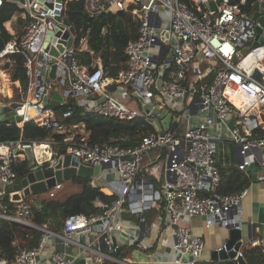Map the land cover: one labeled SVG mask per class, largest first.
<instances>
[{
	"label": "built area",
	"instance_id": "built-area-1",
	"mask_svg": "<svg viewBox=\"0 0 264 264\" xmlns=\"http://www.w3.org/2000/svg\"><path fill=\"white\" fill-rule=\"evenodd\" d=\"M12 1L23 8L27 22L18 39L6 42L0 58L23 50L30 79L26 94L19 100L5 99L8 94L0 84V105L18 101L20 105L13 111L22 116V121L15 124L22 127L24 122L32 121L46 125L60 137L41 141L0 139V221H16L41 230L36 245H18L12 258L0 256V264H41L49 234L78 248V253L47 250L49 264H72L81 255L92 261L106 258L135 264L115 255L114 235L139 233L140 237L151 231L152 226L145 225L141 234V215L151 208L161 210L156 217L157 231L172 238L171 256L159 263L194 264L199 260L204 240L188 225L195 216L203 217L207 227H241L239 206L248 186L239 192L218 191L221 172L215 154L218 143H233L237 147V167L247 172L250 165H259L262 171L258 178L264 180V133L260 132L264 130V40L253 45L258 41V17L264 15V6H259L254 17V5L264 0L251 4L248 0H190L189 4L181 0H80L88 17L126 10L138 22L137 36L125 45L126 65L116 77L108 75L101 63L90 68L76 61L74 50L85 44V37L58 57L45 51V36L54 34L59 27L54 12L56 0ZM260 35L264 36V26ZM251 54L256 62L251 66L242 64ZM41 55L57 64L59 79H38L39 67L46 69ZM210 72L211 78L205 79ZM51 81L61 86L64 98L74 96L85 112L124 120L143 115L153 130L135 146L89 144L84 136L68 132L52 107H40L41 94ZM113 82L141 95L142 107H131L110 93ZM158 98L186 101L181 110L188 117L181 130H163L155 123L163 108L157 106ZM71 113L72 109H67L61 115ZM232 114L236 119L229 129L227 122ZM216 125L227 129L229 135L213 133ZM37 146H41V153L36 151ZM26 147L32 152L31 164L49 168L61 149L85 164L108 163L107 168L115 170L117 177L109 179L106 188L117 197L110 203L95 199L102 208L100 212L67 215L60 231L33 223L30 215L32 207L37 206L34 198L8 201L11 204L3 199L16 183V165L27 159ZM95 180L91 178L89 183L96 186ZM61 187L62 182H56L49 192ZM124 212L136 217V222L124 219ZM237 241V248L225 243L215 248L226 253L234 251L233 257L225 259L229 264H239L238 258H244L247 249L259 248L264 253V236H241Z\"/></svg>",
	"mask_w": 264,
	"mask_h": 264
},
{
	"label": "trees",
	"instance_id": "trees-1",
	"mask_svg": "<svg viewBox=\"0 0 264 264\" xmlns=\"http://www.w3.org/2000/svg\"><path fill=\"white\" fill-rule=\"evenodd\" d=\"M181 1L190 3V0ZM253 1L248 0L250 4ZM62 2L61 13L74 27L76 42L81 37L86 38V47L77 46L74 50L76 61L91 68L92 64L100 59L106 73L116 77L119 69L126 65V43L137 36V20L126 10L107 11L96 17H88L82 9L80 0H62ZM23 12V8L11 0H4L0 6V51L6 42L14 38L6 28L5 22L17 15V24L24 26L27 22V16ZM2 60H5V63H0V68H7L11 81L19 82V86L14 87L15 92L11 98L14 100L21 99V95L26 94L30 79L25 65L26 54L20 49L5 53L0 58V62ZM211 76L212 72L204 78L209 80ZM49 106L55 110L59 123L68 128V132H73L77 136H84L89 144L109 143L122 147L135 146L144 134L153 130L143 115L128 120L103 116L83 111V108L75 100L64 103L51 100ZM67 109H72L71 115L62 117V112ZM181 112L172 109L173 119H176V123L179 124L177 131L181 129L180 119L177 118L180 117ZM260 132L264 133V130ZM49 137L58 139L60 135L53 128L32 121L24 122L22 127L15 123L9 124L0 121L1 140L41 141ZM231 145L228 142L218 143L215 154L216 163L221 172L218 191L223 193L239 192L249 186L251 182L249 175L239 169L234 160H231V155H233ZM15 169L17 180L11 188L19 189L20 179L29 170L28 159L21 160ZM90 179V176L76 175L70 180L79 187L78 191L62 197L57 194L55 197L37 198V206L32 207L30 215L32 222L37 225H44L50 230L60 231L64 218L69 214L84 213L89 215L100 212L102 208L95 204V199L98 198L103 203H110L117 195L103 191L101 189L103 185L92 186L89 183ZM11 188L10 190H12ZM148 212H145L146 219L149 217ZM16 230L33 236L32 243L28 246L36 245L41 235V230L36 227L16 221H0V256L8 259L13 257L16 248L20 245L15 239ZM244 259L246 264H264V253L259 248L247 249ZM194 264H229V262L225 260L216 262L199 260Z\"/></svg>",
	"mask_w": 264,
	"mask_h": 264
},
{
	"label": "crops",
	"instance_id": "crops-1",
	"mask_svg": "<svg viewBox=\"0 0 264 264\" xmlns=\"http://www.w3.org/2000/svg\"><path fill=\"white\" fill-rule=\"evenodd\" d=\"M16 21H17V15H14L10 20L5 22L6 28L14 36V38L11 40L18 39L24 30L25 25L20 26L17 24ZM82 47L83 48L86 47V40H85V44ZM96 63H101V60L97 59L95 63L93 64H96ZM125 64H126V61H125ZM5 71L8 72V69ZM10 82H11V85H13V88L19 86L18 81L12 82L10 80ZM2 83L3 85H5L7 84V81L5 82L4 80ZM51 85L56 91L61 92V86L57 85L55 81H51ZM109 89H110L109 91L110 93L118 96L120 100H124L125 102L130 103L131 107H139V108L142 107L141 105L142 103L135 96L134 94L135 91L133 89L125 88L121 86L120 84H117L114 82L110 85ZM10 91H13V90H10ZM24 95L25 94L21 95V98L24 97ZM5 99L14 100L9 96L5 97ZM156 100H157V106L161 105L163 106V108L166 107L168 109L167 112H165L168 114L164 115L161 119H159L160 124H161L160 128L163 130L170 128V129L177 131L178 129L177 126L179 124L176 123V119H173V114L169 115V111L173 109L177 111H182L180 114V117H177L178 119H180V125H181L180 127L182 129L183 126L186 124L187 117H188V115H186L185 112L181 110L183 107V104L184 105L186 104V101L178 100V99H167L165 101V99H159V98ZM161 120L166 121L167 124L165 127H164V124L161 123ZM192 120L194 121V119ZM214 128L220 129V126L219 125L214 126L213 129ZM222 129L223 128H221L218 133H223L221 131ZM225 130L228 132L227 129ZM40 149H41V146L36 147V151L41 153ZM233 153H234V158L236 162L235 145H234ZM154 154L155 152L151 153V155H154ZM30 160L31 159H28L29 164H30ZM111 171H112L111 169L105 168L100 171L99 176L103 172L111 173ZM261 171L262 169L259 165H250L246 172L251 178V182L249 186L247 187L246 192L244 196L242 197L241 203L239 206L240 221L243 227L242 236L244 237L247 236V229H246L247 224L256 223V231L258 230L259 226L264 224V180H260L258 178V175L261 173ZM99 176L97 177L90 176V177L98 180L100 183L99 186H102L103 184L99 180ZM106 185H103L101 189L107 193H110L108 189L106 188ZM11 189L16 190L13 188ZM78 190H79V187L76 184H74L71 180L69 181L67 180V181H62V189L57 191V193L53 196L48 195V192H49V189H48L46 191L48 195L47 197L43 196L44 194L42 192L38 194H31L25 197L24 199L26 198L27 200L31 198H34L35 200L37 198L45 199L48 197H55L57 194H59V196L62 197V196L68 195ZM148 211H145L149 213V217L147 219L145 216V212L143 214L144 221L147 227L151 228L152 226V230L147 232L144 236L139 237V233L134 234L132 236L130 233H126V232L115 233L114 235L115 243L117 244V246L120 247L118 251H115V255L119 257L120 259H124L128 263L133 262L135 264H165V263H159V261L167 260L172 254V251H171L172 250L171 248L172 238L168 234H163L161 233V231H157L156 229V226H157L156 217L161 212V210L156 209V208H151ZM122 216L127 221L129 220L130 222H133V223L136 222V219H135L136 217H133L129 213L124 212ZM161 224H163V222ZM188 225L190 226L191 230L195 234L202 236L204 240V249H203V252L199 260L213 261L210 259V252L225 242L227 238V229L225 227H220L218 225H212V226L207 227L204 223V218L200 216H195L191 218V220L188 222ZM14 235H15L16 242L18 244L24 245V246L31 245L32 240H33L32 235H26L21 230H16ZM44 248H45V252H44L43 258L41 259V264L50 263V259L47 254V250H50V249H57V250L71 252V253H78V248L76 246L72 244L66 245L60 238L52 234H49L46 236ZM82 258H84L83 255L79 256L75 261H73L72 264H123L121 262L113 261V260L106 259V258H103L101 261H94V260L92 261L91 259L90 263H88L85 258L84 260ZM218 261H223V260H218ZM213 262H216V261H213Z\"/></svg>",
	"mask_w": 264,
	"mask_h": 264
},
{
	"label": "water",
	"instance_id": "water-1",
	"mask_svg": "<svg viewBox=\"0 0 264 264\" xmlns=\"http://www.w3.org/2000/svg\"><path fill=\"white\" fill-rule=\"evenodd\" d=\"M56 9H55V19L58 22V28L54 34H47L45 36L44 41V49L48 54L58 57L60 53L64 52L66 49L70 48L75 42V29L69 20L62 15V0H56ZM22 2V0H19ZM211 6L215 8L214 2H211ZM259 6H264V1L260 2V4L256 3L254 5V17L258 15ZM258 21L260 25L257 26L258 32V41L253 42V45L264 40V36L260 35L262 31V26H264V15L258 17ZM247 47L242 49V52L245 53ZM42 66L46 69L40 68V75H38V79L42 82L50 81L54 79H59L60 75H57V64L55 62H50L48 57L40 58ZM64 61L67 62L68 59L64 57ZM47 66V67H46ZM138 100L143 103V98L138 93H134ZM55 100L59 103L71 102L74 100V96H68L64 98L59 91H56L52 85L48 86L47 90L41 94V100L39 102L40 107L46 108L49 105V101ZM20 105L18 101H12L10 105H0V121L3 122H21L22 116L18 113H14L13 108H16ZM145 107V104H143ZM167 108L164 107L162 112L159 114V117L162 118L164 113L167 112ZM159 117L155 118V123L160 127ZM236 119V114H232L230 119L227 122V127L229 129L233 128L234 121ZM161 123L166 126V121L161 120ZM164 131H161L163 134ZM235 152L237 154V147L235 146ZM25 153L28 159L32 158V152L29 147L25 148ZM236 157V155H235ZM236 163H238V159L236 158ZM109 167L108 163H101L99 165H89L82 162H79V159L76 156H73L69 153L65 152V149H61L60 153L56 158V162L54 163L52 168L40 166L37 164H29V170L24 177L20 179V189L12 190L10 192H6L3 196V199L10 202H20L25 197L31 194H38L47 191L51 188L56 182H62L70 180L76 175L81 176H99L101 170ZM96 185L99 186L100 183L98 180H95ZM143 216V214L141 215ZM99 223V221H97ZM145 221L141 222V234L145 230ZM227 238L225 240V245L230 247L232 244H235L237 248L239 246V241H237L243 234V227L241 224L240 228L227 227ZM247 236L251 235H260L264 236V224L259 226L256 231V223L247 224ZM115 242V238H114ZM120 249L119 246L116 247L115 251ZM233 257L234 251H229L226 253L223 249L217 250L213 249L210 252V259L213 261L225 260L227 257ZM84 260V258H82ZM86 261L90 263L91 258H86ZM239 264H246L244 258H238Z\"/></svg>",
	"mask_w": 264,
	"mask_h": 264
},
{
	"label": "rangeland",
	"instance_id": "rangeland-1",
	"mask_svg": "<svg viewBox=\"0 0 264 264\" xmlns=\"http://www.w3.org/2000/svg\"><path fill=\"white\" fill-rule=\"evenodd\" d=\"M4 61L5 60H2V62H0V63L3 64V63H5ZM1 68L2 69H0V84L4 80H5V82H6L7 79L9 80V81H7V84L4 83L5 85H3V83H2L1 84V87L3 88L4 91L7 92L6 94H8V96L11 97L15 91H14L13 85H11V82H10V80H11L10 79V75H9V73L7 71H5L6 68H3V67H1ZM7 74H8V78L6 79ZM10 90H13V91H10ZM18 91H19V89H18ZM122 102H124L125 104L131 106L130 103L125 102L124 100H122ZM216 126H218V125H216ZM220 129H221V127H220ZM220 129L219 128H214V129H212V132L213 133H218ZM221 131L225 134V136H228L229 135V133L224 128ZM231 150H232V153H233L234 152V145L233 144L231 145ZM231 160H234L235 161L234 153H233V155H231ZM116 177H117V174H116L115 170H112L111 173H105V172H103L99 176V180L101 181V183L103 185H106L108 183V180L109 179H115ZM43 194H44L43 196H45V197L47 196V192L46 191L43 192Z\"/></svg>",
	"mask_w": 264,
	"mask_h": 264
},
{
	"label": "bare ground",
	"instance_id": "bare-ground-1",
	"mask_svg": "<svg viewBox=\"0 0 264 264\" xmlns=\"http://www.w3.org/2000/svg\"><path fill=\"white\" fill-rule=\"evenodd\" d=\"M256 62L255 57H253V55L251 54L250 56H247L244 58V60L242 61V64L251 66L252 64H254ZM5 93H7L6 91H4ZM61 188H57L55 190H51L50 192H48V195H55L57 193V191L61 190Z\"/></svg>",
	"mask_w": 264,
	"mask_h": 264
}]
</instances>
